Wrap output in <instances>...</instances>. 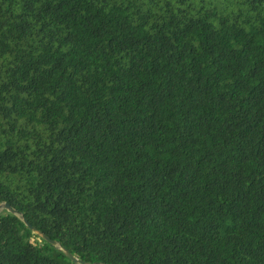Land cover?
Returning a JSON list of instances; mask_svg holds the SVG:
<instances>
[{"label":"trees","instance_id":"1","mask_svg":"<svg viewBox=\"0 0 264 264\" xmlns=\"http://www.w3.org/2000/svg\"><path fill=\"white\" fill-rule=\"evenodd\" d=\"M89 264H264V0H0V204ZM0 264H73L0 214Z\"/></svg>","mask_w":264,"mask_h":264},{"label":"water","instance_id":"2","mask_svg":"<svg viewBox=\"0 0 264 264\" xmlns=\"http://www.w3.org/2000/svg\"><path fill=\"white\" fill-rule=\"evenodd\" d=\"M4 211L12 216H15L17 218H20L23 222V224L33 233L35 234L38 238L43 240L44 242L48 243L54 248H57L71 263L73 264H89L86 262H83L79 260L77 257L73 256L70 254L67 250H65L59 243L50 240L48 237H46L44 234L33 228L31 225L28 224V222L15 210H13L7 203H2L0 204V214L1 212Z\"/></svg>","mask_w":264,"mask_h":264},{"label":"rangeland","instance_id":"3","mask_svg":"<svg viewBox=\"0 0 264 264\" xmlns=\"http://www.w3.org/2000/svg\"><path fill=\"white\" fill-rule=\"evenodd\" d=\"M4 211H2L1 213H3Z\"/></svg>","mask_w":264,"mask_h":264}]
</instances>
